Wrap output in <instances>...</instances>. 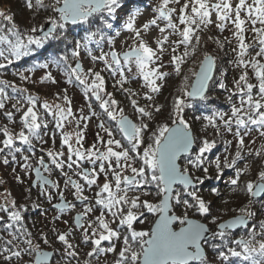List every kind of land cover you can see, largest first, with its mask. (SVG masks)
Segmentation results:
<instances>
[{
	"label": "snow or ice",
	"instance_id": "snow-or-ice-1",
	"mask_svg": "<svg viewBox=\"0 0 264 264\" xmlns=\"http://www.w3.org/2000/svg\"><path fill=\"white\" fill-rule=\"evenodd\" d=\"M25 3L29 10H44L50 13L46 26L40 25L32 27L28 32H21L12 15L0 12V60L6 62L0 63V69L12 64L13 60L18 61L29 56L36 48H45L51 41L68 42L70 26L80 27L84 35L80 39L73 38L70 41L73 63H68L67 55L55 56L52 63L56 68L67 72L69 83L73 79L79 83L85 95L98 102V107L107 120L114 122L113 127H106L105 121L100 119L91 103L88 104L90 115H84L83 109L80 110L79 116L74 114L67 89L62 96L57 93V99H62L65 107L59 104L49 105L47 102L42 104L54 118L56 128L63 129L65 123L71 124L74 121L77 131L74 134H63L62 149L48 150V161L41 156L36 161L38 167L33 170L39 178V186L45 189L42 194L49 200L52 199V194L47 188L57 189L61 202L53 205L55 209L61 213L71 211L76 208V203L65 200L59 181L42 175L41 169L49 174L59 170L66 176L65 188L70 186L74 189L72 194L76 201L84 204V211L75 217V224L83 233V242L93 246L87 255L93 257L105 252H115L114 243L104 249L101 248L102 242L122 239V247L115 264H209L205 248L210 241L218 240L220 243L213 244L212 247L218 249L217 256L221 264L228 262L230 257L240 258L244 264H264V239L253 243L254 231L249 232L251 239L229 240L233 230L248 227V220L253 213L247 208L240 209L242 215L228 221L218 222L217 217H212L211 224L215 225V230L201 219L189 216V211L205 220L210 215L209 203L198 195L196 190V185L202 183V178L194 176L190 167L208 172L206 167H202L204 156L215 146V141L203 138L199 140V147H194L198 137L194 136L191 123L185 119V109L192 107L189 103L191 100L207 99L206 92L209 90V81L213 79L215 67L212 56L205 54L197 69H189L190 75H183L181 87L178 89L179 95L173 100L167 120L150 129V123L162 114V105L154 103V94L161 91L158 81H163L168 75L160 71L164 67L161 60L163 53L166 50L171 51L170 64L173 65L175 74L180 76L183 65L200 44L199 33L211 24L223 31L231 23L235 28L233 35L238 40L237 48L233 49L237 53L235 63L238 68L244 69L234 81V89L229 90L231 95L239 97V106H232L231 116L227 119L220 113L205 115L202 119L207 121V126L215 129L217 135L220 133L217 118L222 121L227 132H233L235 125L237 152L231 163L225 158L224 168L234 167L236 160L242 158L244 137L252 130L251 126H255V130L264 137V0H236L235 3L233 0H160L151 19L143 24L142 29L136 27L137 17L143 14L137 0H51L50 3H45V0H25ZM213 15L215 21L212 19ZM121 24L124 30L133 33V43L129 45L125 42L123 51L116 48L114 37L108 35ZM246 24L251 26L255 47L258 48L255 55L247 60L245 57L253 46L245 42ZM153 27L160 33V37L154 41L156 48L150 46L142 35ZM119 35L120 32L117 31L115 36ZM173 35L179 38L171 40ZM214 42L220 43L218 39ZM92 46L100 49L99 55L93 54ZM105 46L107 51L104 50ZM181 46L184 51L178 54L177 50ZM189 48L192 53L188 51ZM82 53H86L93 64L102 63L103 68L96 70L90 67L85 70L81 62ZM38 67L48 69L50 64L43 63ZM133 67L142 78L143 87L147 89L144 99L149 103L143 106L134 98L138 93L124 88L127 83L125 70L131 73ZM249 68L256 83L249 82ZM104 71L113 76L119 75L116 85L127 94L139 122L125 115L124 108L119 106L113 94L106 91V82L102 75ZM20 79L25 80L27 77L21 73ZM43 80L58 83L51 72L47 73L41 82ZM8 86L6 81H0V109L5 108V100L9 99L6 92ZM12 87L15 88L14 85ZM219 87L223 89L225 85L220 83ZM37 103V99L28 96L27 104L22 109H17L22 111V126L18 133L9 131L7 127L0 130L3 137L0 140V153H5L6 150L8 153L21 152V148L15 147L16 140L28 145L30 149L32 140L40 138V130L47 129L48 123L36 111ZM12 107L15 109L17 105ZM5 115L12 120V112H6ZM93 117L99 121L97 127L106 134L107 139L97 132L94 142L85 148V131ZM195 119L200 120L201 117ZM117 135L121 138L117 139ZM73 143L76 147H73ZM249 154L260 157L261 150ZM181 158L186 160V166L183 168L178 162ZM22 159L24 163L21 167L28 170L31 167L30 157L25 155ZM12 160L15 161V155H12ZM9 162L8 156L5 155L3 163L8 165ZM85 162L91 167H82ZM74 166L79 170L73 175L82 178L87 186L96 185L99 188L95 193L94 202H89V198L83 194L84 187L67 177L64 172L65 167L73 169ZM216 168L218 175L223 173L219 161L216 162ZM245 171L246 169H237L230 184L238 186ZM100 175L104 176V183L97 185ZM17 179L19 180V177ZM150 187L156 190L155 195L159 198L156 202L141 198L151 194L148 190ZM244 191L251 198L264 200V170L258 172L255 181L246 182ZM130 192L139 194L130 196ZM96 207H99L100 214L89 220L85 226L82 221ZM0 211L8 213L7 228L21 225L17 233H22V236H14L17 241L15 250L11 247L13 240L6 241L7 247L4 251L9 253L4 255L6 262L16 258L20 264H57L55 252L44 250L41 243L34 242L32 234L24 229L21 210L14 201L11 207H0ZM146 214L155 217L151 227L147 230H137L135 225L144 224ZM107 217H111V221ZM110 223L116 224L117 227H110ZM252 228L254 229L255 225ZM260 228V235L264 237V221L260 223ZM121 231L125 233L123 236ZM70 236L71 231L56 232V240L64 246L65 255L74 258L78 253L70 242ZM21 239L23 247L19 245ZM40 240L44 245L50 246L48 237L43 233ZM229 244H234L235 247L228 246ZM24 257L29 259L25 261ZM85 264L89 262L86 261Z\"/></svg>",
	"mask_w": 264,
	"mask_h": 264
},
{
	"label": "rangeland",
	"instance_id": "rangeland-1",
	"mask_svg": "<svg viewBox=\"0 0 264 264\" xmlns=\"http://www.w3.org/2000/svg\"><path fill=\"white\" fill-rule=\"evenodd\" d=\"M235 2L236 0H233V3ZM137 3L140 5L141 12H145L146 14L143 17V20H136V27L139 24L138 22L142 21V23L145 24L151 19L153 15V11L155 10V7L160 3V0H137ZM145 3L147 5H145ZM173 6L178 7V5H173ZM9 10H10L9 6L7 5H1L0 7V12L6 11L7 13H9ZM250 27H251L250 25H247V24L245 25V29H246L245 42L253 46L249 49V54L248 56L245 57L246 60L251 59L255 55V51H258V48L255 47V41L253 40V33L250 31ZM150 29H155V27L150 28ZM117 31L120 32V35L118 37L115 36V33ZM234 31H235V28L231 23H229L223 31H220L218 28H216L215 24H211L207 28L203 29V31L199 33V35L201 36V40H200L199 46L196 47L195 52L192 53V49L191 48L188 49V51L192 54L188 58V62L185 65H183L182 74L180 76H177L175 74L173 70V65L170 64V58L172 55L171 51L166 50L163 53L161 60L163 62L164 67L161 68L160 71L168 73V75L165 77L163 81H158V83L161 84V91L159 93L154 94V103L159 104V105H164L163 107L164 109L162 110V114L154 118V121L161 120L164 117V113L169 110L168 105H171L169 104L170 102L166 101V98H169L172 94H174L175 89H179L181 87L183 75L185 74L190 75L189 69L198 68L199 63L203 59L205 54L214 55V57L216 58V61L220 63L219 65L223 69L222 70V74L224 75L223 83L225 85V88H227V91L223 93L222 97L223 99L226 100L227 107L219 113L223 114L225 119L231 116L232 106L234 104L236 106H239V97L237 95H231L229 90L234 89V81L238 79L241 72L244 71V69L238 68L235 63V61L237 60V53L234 52L233 49L237 48L238 40L233 35ZM154 32L156 34L158 30L155 29ZM108 35H111L114 37L115 46L117 49L121 51L125 50V42H127V44L129 45L133 43V40H132L133 33L124 30L122 25L114 28L110 33H108ZM157 35L160 37L159 32L157 33ZM209 37H212L213 39H209ZM178 38L179 37L176 35H173L170 37L171 40H176ZM216 39L220 41L219 44L214 42V40ZM155 40L156 39L148 40V44L152 46L153 48H156V44L154 42ZM104 50L105 51L108 50L107 46H105ZM98 51H99L98 53H93V54L99 55L100 49ZM177 51H178V54L182 53L184 51V47L181 46ZM81 62L84 65L85 70H87V68L93 67V65L96 68L98 67L100 69L103 68L102 63L93 64L90 58L87 57L86 53H82ZM31 70L32 71L28 70L23 73L27 77V79H25L26 88L31 91L30 96H32L33 98L36 96L35 90L40 91V92H42L41 90L46 91V93H43V97H41L42 104L44 102H47L49 105L59 104L61 105V107H65L66 106L65 102L62 99H57V93H59L62 96L63 91L67 89V95L69 99L71 100V107L73 109L74 114L79 116L80 110L83 109L84 115L86 116L90 115L89 108H88L89 103L92 104L93 109L98 114V108H99L97 104L98 102H95L92 99H89V97L86 96L85 93L75 88L67 87L66 83L62 79H60L59 77H55L53 75V69L51 67H49L48 69L35 68ZM49 72H51L52 76L58 81V83L54 84L48 80H43V82H41L42 78ZM248 74H249V82L256 83L250 68L248 69ZM125 76L127 77V83L124 84V88L130 89L138 93V95L134 98L137 99L138 103L141 106H143L146 103H149L145 101L144 99V92L147 91V89L143 87L144 82L142 78L139 76V74L137 73V70L135 69V67H133V71L131 73L125 70ZM118 79H119V75L113 76L110 74V80H105L106 91L111 92L113 94V98L119 102V106L124 108L125 115H129L133 120H135L136 122H139L137 114L132 108V105L130 103V100L128 99L127 94L122 92L119 89V86L116 85V81ZM115 89L118 92H115L114 94L113 90ZM230 96H231V99H229ZM216 122L218 125H220V134H221V138L224 139L225 146H223V148L221 149H216L215 154L212 156L211 162H212V165H215L214 170L217 169L216 162L219 161L221 164V167L223 168L224 174L223 173L222 174H223V181L225 183H229L228 182L229 180L235 178L237 169H246V171L240 177L242 181L247 182L249 180H252L254 177V173L258 169L259 166H261V170H264V149H262V146H264V137L260 136L259 131L255 130V126H251L252 130H250L249 134L244 137L245 147L242 150V158L239 160H236V164L234 167L224 168L223 165L225 163V158L227 157L228 163H231L232 160L235 158V154L237 152V140L234 136L235 125H233V132H227L225 131L222 121H220L217 118ZM98 123L99 121L97 120V118L93 117L90 123L88 124V128L85 131V140H84L85 148H87L89 145H91L94 142L95 133L97 132H99L101 136H104L105 139H107L106 134L102 132L100 129H98L97 127ZM192 123L194 124L195 128H199V126H202L203 124V123H200V121L196 120L195 118H193ZM105 126L113 127V126H107L106 123H105ZM7 128L10 131V127L7 126ZM76 131L77 129H76L74 121L71 124L65 123V127L63 128L62 135L66 133L74 134ZM214 131L215 129H213L212 127L208 128L206 132L200 136V139H203L204 137L210 138L211 134L214 133ZM116 138L120 139L118 138V136H116ZM122 142L125 143L124 141ZM38 146L41 149H43L42 151H44L45 153L41 154L38 152V153L33 154L32 156H29L30 157L29 164L31 165V167L28 170H25L24 168L21 167V165L24 163L23 160L16 161L15 163L11 165H4L2 162H0V172H1L0 174L4 176V178H0L1 183L3 184L2 186L0 185V198L3 201H4L3 197L11 200L12 195H18V196L25 195V192L22 186H27V187L32 186L34 178H35L33 169L35 167H38V165L36 164V161L38 160V158L43 156L45 161L47 162L48 157L46 153L48 150H53V151L61 150V149H55L54 147L52 148L47 147V142L46 144L40 143L38 144ZM73 147H76L74 143H73ZM258 149L261 150L260 157H256L254 154H249L250 152L254 153ZM65 155H67V151H65ZM261 161L263 162L260 163ZM82 167L90 168L91 165L85 162L84 164H82ZM78 170L79 169H77L75 166L73 169H68L67 167H65L64 172L67 174V177L71 176L73 180H76L78 183H80L84 187L83 194L85 196H87L90 199L91 198L93 199L95 196V193L99 190V188L96 185L89 187L86 185V182L83 181L82 178H78L77 176L73 175V173ZM45 173L48 176H51L52 179L54 178V175H55L54 172H52L51 174L47 172ZM222 174H219V175L221 176ZM17 177H19V180L17 179ZM5 180L8 182H6ZM103 183H104V176L100 175L97 181V185H102ZM59 184H60V190L64 192L65 200L71 203H76V208L71 211L66 210L63 213L55 211L57 209L53 208L52 205L60 201L59 196H58V191L55 188L49 187L47 188V191L52 194V199L49 200L48 201L49 203L47 204H42L40 203L41 201H39L40 206L43 207V211L40 213V215L36 216L35 220L37 222H40L42 225H45L46 223H48L46 229L48 228V230L50 231V234L48 235L49 242H51L55 246V248L58 249L59 251L58 258L61 261L67 263V261H71L70 259L71 257H67L65 255L64 246L59 241L56 240L57 231L64 232V233L71 231V236L69 237L70 242L74 245V248L80 257L85 258L86 253L84 252V249L90 252L92 251L93 246L90 243L88 244L82 243L83 233L81 229L75 224V221H74L75 215L77 213H82L84 211V204L76 201L75 197L72 194L74 189H72L70 186L68 188H65L64 182H61ZM35 187L40 188L39 185H36ZM42 189H43L42 190V193H43L45 189L44 188ZM222 190L223 191L228 190V186L222 187ZM135 194H139V193H131V192L129 193L130 196L135 195ZM141 198L147 199L153 202L157 201V197L151 194L147 196H142ZM239 198H241V195H237L236 199H239ZM89 202H94V200H89ZM241 202L245 204L244 205L245 208H247V210L250 211L251 213L253 212L254 215H255V211L252 205H257L256 209L260 210L258 215L255 216V218H252L251 223L248 225L249 231H247L248 233L244 235V236H249L248 238L251 239L249 232L254 231L255 240L253 241V243H256L260 241L261 239H264V237L260 235L262 231V229L260 228V223L264 221V200H261L259 198L258 201L254 202V201L249 200V198L244 197L241 199ZM99 214H100V209L99 207H96L95 210L83 220V223L85 224V226H87V223L89 220L94 219V217ZM220 215H222L221 212H219L217 216L220 217ZM107 219L111 221V217H107ZM52 225H54V230L51 229ZM253 225H255L254 229L252 228ZM110 227L116 228L117 225L110 223ZM135 227L137 228V230H147L148 228H150L149 227V216H147V219L145 220L144 224L137 223ZM114 240L111 242L109 241L102 242L101 248H104V249L109 247L110 243H114L116 246V251L112 253L105 252V253L96 255L95 260L98 264H108L113 259V255L119 252L120 248L122 247V241L114 242ZM34 242L41 243L42 248L50 249L46 246H43L44 244L42 243L40 239H35ZM231 247H234V245ZM24 260L26 261V257H24ZM209 261H213L214 262L213 264H221L219 259L214 260L210 258ZM8 264H20V261L17 259H12ZM225 264H244V262L240 258L230 257L228 263L225 262Z\"/></svg>",
	"mask_w": 264,
	"mask_h": 264
},
{
	"label": "trees",
	"instance_id": "trees-1",
	"mask_svg": "<svg viewBox=\"0 0 264 264\" xmlns=\"http://www.w3.org/2000/svg\"><path fill=\"white\" fill-rule=\"evenodd\" d=\"M50 2L51 0H45V3H50ZM1 5L9 6L10 9L9 13H7L6 11L3 13L13 16V20L21 32H28L32 27H39L40 25H44L47 20V16L50 14L49 12H46L44 10H29L25 3V0H0V7ZM83 35H84V31L82 28L77 26H70V30L68 33L69 36L68 42L51 41L49 44L45 46V48H36L33 52L29 54V56L23 57L21 58V60L18 61L13 60L12 64H8L6 68L0 69V81H6L9 85L6 88V92L8 94L9 99L5 100V108L0 109V130L8 126L10 127L11 132L18 133L20 131L22 126L20 122L22 111H17V109H22L23 106L27 104V97L31 95L30 93L31 91L26 88L25 80L20 79V74L28 70L32 71L31 69L40 68L38 67L39 64L49 63L50 67L53 69V75L55 77H59L60 79H62L66 83L67 87L75 88L84 93V89L81 85H79V83H77L74 79L71 83H69L68 82L69 77L67 72H65L62 69L56 68L52 63L53 58L57 55H67L69 57L68 63L69 64L73 63L71 58L72 46L70 41L73 38L80 39V37ZM98 50H99L98 48L92 46L93 53H98L99 52ZM0 63H6V62L0 60ZM219 64L220 63L217 62V70L214 79L210 84L209 91L206 95L207 99L191 100L189 101V103L192 104V107L185 109V119H187L191 123L192 128L194 130L197 129L195 130V135L196 137H198L197 140L198 147H199L200 136L203 135L206 132V130L211 127V126H207V121L203 120L202 117L205 115H212L213 113H219L227 107L226 100L223 99L222 97L223 93L227 91V88L222 89L219 87V84L224 82L223 80L224 75L222 74L223 69ZM92 68H95L96 70H100L99 67L96 68L94 67V65ZM102 75L104 76L105 80H110L109 72L104 71L102 72ZM12 85H14L15 88H13ZM41 91L42 92L35 90L36 96L34 98L37 99L38 101L36 111L43 118V120L48 123L47 129L42 128L40 130V138H34L32 140V146L30 149L28 145H24L19 140H16L15 147L21 148L22 151L19 153H8L6 150L5 153H0V162L3 163V159L5 155L8 156V159L10 161L8 165H11L16 161L23 160L22 157L25 155L32 156L33 154L38 152L44 154L45 152L42 151L43 149H41L38 146V144L40 143L46 144L47 142V147L49 148L54 147L55 149H62L63 129H59L55 127L54 118L52 117V115L48 114L47 111L42 107L41 97H43V93H46V91L43 90ZM115 92L118 91L115 89L113 90V93L115 94ZM62 94L64 95V91ZM177 95H179V92L178 89H175L174 94H172L169 98H166V101L170 102L169 104H171L168 105L169 110L164 113V117L161 120H157V121L153 120L150 124V129H154L158 123L165 122L167 120V117L173 106V100ZM92 100L95 101L94 98H92ZM18 101H20V103H18ZM14 104L17 105V108L15 109L12 107ZM163 107L164 105H162V110L164 109ZM7 111L13 113L12 120H9L5 115ZM97 115L100 117V119H103L105 121L107 126H114V122L108 121L106 116L103 115L102 110L99 108ZM195 117H201L199 121L204 125L202 124V126H199V128H195L194 124L192 123V120ZM117 136L118 138H121L119 135ZM2 139L3 137L2 135H0V140ZM207 139L210 141L212 140L215 141V146L204 156V162L202 167H206L208 169V172L205 173L202 170L191 167H190V171L194 176H198L202 178V183H198L196 185V190L198 192V195L203 197L204 200L207 203H209L210 215L205 220L199 217L198 215H193V212L189 211V216L190 217L196 216L204 220L209 224V226L213 230H215V225L211 224L212 217H217L218 222L219 221L221 222L222 220L229 218L233 215L242 214L240 212V209L245 208L244 206L245 204L241 202L242 198L247 197L249 198V200L254 202L258 201V199L251 198L247 195V193L244 191V185L246 184V181L245 182L242 181L241 178L239 181V185L234 187L230 184L231 180L228 181L229 183H225L223 181L224 173L221 176L219 175L218 177V169L214 170L215 165H212L211 160H212V156L215 154V150L221 149L223 148V146H225L224 139L221 138L220 133L219 135H217L216 131H214V133L211 134L210 138ZM64 151H66V148H64ZM12 155H15V161L12 160ZM192 156L193 157L195 156V151H193ZM180 161L182 168L185 167L186 166L185 158H181ZM262 162L263 161H261L260 163ZM260 170H261V166H259L258 169L255 171L254 177L252 179L253 181L256 180L257 174ZM53 172L55 174L53 178L54 181L58 180L59 183L65 181L66 176L62 175L59 170H54ZM0 178H4V176L0 174ZM0 185L1 186L3 185L1 183V180H0ZM224 186H228V190L223 191L222 187ZM22 187L25 192V195L22 196L12 195L11 200L3 197L4 201L0 198V207H11V204L14 201L17 208L21 210V214L23 216L22 225L27 232H30L32 234V238L34 240L40 239L41 233H43L48 237V235L50 234L48 228L46 229L48 223L42 225L40 222H37L35 218L36 216L40 215V213L43 211V207L40 206V203L47 204L49 203L48 202L49 199L47 198V196L42 194L43 189L41 187L36 188L35 186H33V184L30 187L27 186H22ZM148 190L151 192V195L157 197L155 195L156 190L154 187H150ZM237 195H241V198L236 199ZM158 199L159 198L157 197V200ZM89 200H94V198L93 199L89 198ZM39 201L41 202L39 203ZM252 206L254 207L255 215L253 214L251 218H255V216L258 215L260 210L256 209L257 205H252ZM55 211L60 212L59 210H55ZM219 212L222 213L220 217L217 216ZM146 215L149 216V227H151V224L155 219V217L152 214H146ZM7 223H9L8 213L0 211V264H8L10 262V261L6 262L4 260V255L9 254L4 251V249L7 247L6 241L13 240V244L11 245V247L13 248V250H15L17 247V241L14 239V236L17 234L22 236V233H17V229L20 228L21 225H15L12 229H8L6 226ZM51 229L54 230V225H52ZM124 234L125 233L121 231V236H123ZM234 235H236V233H231L229 236V240H234ZM248 237L249 236H244L243 238L248 239ZM118 241H122V239L114 240V242H118ZM82 243H84L83 239H82ZM219 243L220 241L218 240H212L206 246L208 261L210 260V258L214 260L219 259L217 256L218 249L212 247L213 244H219ZM225 243L228 244L227 241ZM19 245L24 246L23 239H21ZM233 245L234 244H229L228 246H233ZM43 246H46L55 251V261L57 262V264H85L86 261H88L89 264H98L95 260V256L89 257L87 255L88 251L86 249H84V252L86 253L85 258L77 255L74 258L71 257L70 258L71 261H67V263H65L58 258L59 251L57 248H55V246L51 242H50V246L49 245H43ZM118 253L119 252L113 255V259L108 264H115V261L118 258ZM28 259L29 258L26 257V260ZM213 263H214L213 261H209V264H213Z\"/></svg>",
	"mask_w": 264,
	"mask_h": 264
},
{
	"label": "water",
	"instance_id": "water-1",
	"mask_svg": "<svg viewBox=\"0 0 264 264\" xmlns=\"http://www.w3.org/2000/svg\"><path fill=\"white\" fill-rule=\"evenodd\" d=\"M45 26H46V23L44 24ZM208 55H210V56H212L213 58H214V56L213 55H211V54H208ZM214 60H215V67H214V69H213V78H214V75H215V72H216V59L214 58ZM213 80V79H212ZM212 80H210L209 81V86H210V83H211V81ZM209 91V90H208ZM208 91L206 92V94L208 93ZM127 116H129V115H127ZM129 118H131L130 116H129ZM132 119V118H131ZM133 120V119H132ZM135 121V120H134ZM193 134H194V131H193ZM195 136V135H194ZM194 147H196V145L194 146ZM179 163H180V165H181V162L180 161H178ZM41 172H42V175H44V176H46V177H48L49 179H51V180H53L52 179V177H50V176H48L44 171H43V169H41ZM33 173H34V176H35V178H34V181H33V185L34 186H36L38 183L40 184V182H39V178L36 176V173H35V171L33 170ZM54 181V180H53ZM61 201H59V202H57V203H60ZM69 202V201H68ZM57 203H55V204H57ZM54 204V205H55ZM78 214H81V213H77L76 215H75V217L78 215ZM237 216H240V215H236V216H232V217H230V218H228V219H226V220H224V221H228V220H230V219H232V218H234V217H237ZM192 218H197V217H192ZM197 219H199V218H197ZM75 221V220H74ZM202 222H204L203 220H201ZM224 221H222V222H224ZM83 222V221H82ZM249 222H250V218H249V220H248V224H249ZM204 223H206V222H204ZM241 228H243V227H241ZM240 229V228H239ZM236 230H238V229H236ZM236 230H233V231H236ZM44 250H46V251H50V252H53L54 250H50V249H45V248H43ZM205 250H206V248H205ZM206 254H207V251H206Z\"/></svg>",
	"mask_w": 264,
	"mask_h": 264
},
{
	"label": "bare ground",
	"instance_id": "bare-ground-1",
	"mask_svg": "<svg viewBox=\"0 0 264 264\" xmlns=\"http://www.w3.org/2000/svg\"><path fill=\"white\" fill-rule=\"evenodd\" d=\"M145 5H147L146 3H145ZM143 14L142 15H140V16H138L137 17V20H143V17L145 16V12H142ZM213 21H215V15H213ZM139 24L137 25V27L138 28H141L142 29V26H143V23H142V21L141 22H138ZM122 25V24H121ZM156 29V28H155ZM155 29H149L148 31H146V32H143L142 33V35H143V38H144V40L148 43V40H150V39H157V38H159V36L157 35V33L155 34V32H154V30ZM157 30V29H156Z\"/></svg>",
	"mask_w": 264,
	"mask_h": 264
},
{
	"label": "flooded vegetation",
	"instance_id": "flooded-vegetation-1",
	"mask_svg": "<svg viewBox=\"0 0 264 264\" xmlns=\"http://www.w3.org/2000/svg\"><path fill=\"white\" fill-rule=\"evenodd\" d=\"M247 231H249V228L248 227L247 228H241V229L235 231L236 235H234V239H237L239 237L243 238V235H246V233H248Z\"/></svg>",
	"mask_w": 264,
	"mask_h": 264
}]
</instances>
